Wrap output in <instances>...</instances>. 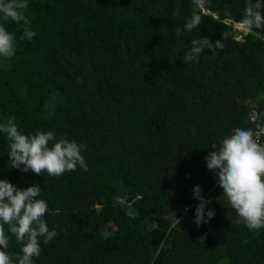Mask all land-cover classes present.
Wrapping results in <instances>:
<instances>
[{"label":"trees","instance_id":"16d2710c","mask_svg":"<svg viewBox=\"0 0 264 264\" xmlns=\"http://www.w3.org/2000/svg\"><path fill=\"white\" fill-rule=\"evenodd\" d=\"M27 2L33 38L0 16L16 37L15 55L0 57V123L84 145L87 164L59 177L23 173L0 133V180L38 184L58 233L40 239L33 264H264V228L236 223L205 164L213 144L237 127L256 130L264 111V27L234 28L247 0H207L206 12L192 0ZM193 13L202 23L185 31ZM199 37L223 49L185 63ZM197 185L215 212L200 226ZM4 229L16 260L20 245Z\"/></svg>","mask_w":264,"mask_h":264},{"label":"clouds","instance_id":"9594fccd","mask_svg":"<svg viewBox=\"0 0 264 264\" xmlns=\"http://www.w3.org/2000/svg\"><path fill=\"white\" fill-rule=\"evenodd\" d=\"M192 3L201 12L207 11V0H192ZM27 7V0H0V16L5 21L23 24L20 39L35 36L29 30L30 21L25 15ZM262 10V0H247L239 21L244 31L255 34L254 29L264 27ZM201 23L202 16L193 13L184 25V30L190 32ZM181 34V30L177 28L176 36L180 37ZM191 45L184 57L185 63L198 61L205 50L215 54L217 49L222 50L224 46L220 40L213 43L208 37H199ZM15 53V35L0 24V57L10 59ZM254 131L234 128L230 135L220 140L219 145L213 144L205 157L206 168L214 174L217 187L237 213L236 223L243 222L250 230L264 228V143L259 142ZM0 133L6 134L10 141L7 155L11 168L37 176L47 173L54 177L75 171L77 166L87 170L85 158L81 154L85 146L75 141H69L65 137L56 140L51 131L37 130L34 134L25 135L11 118L6 123H0ZM201 191L198 185L192 189L193 199L199 201L193 221L197 226L208 223L215 216L213 209L205 211L211 201L204 199ZM40 194L41 187L38 184L17 188L7 180H0V264H33V258H38L41 253L40 239L43 238V242L47 244L57 236V231H50L44 219L48 205L45 200L38 198ZM175 220L179 225L180 220L176 216ZM4 225L8 226L9 233L15 236L20 245V256L16 260L6 251L9 237ZM145 225L149 232L159 230V224L154 221L145 219ZM198 242L203 244L204 237H200Z\"/></svg>","mask_w":264,"mask_h":264},{"label":"built area","instance_id":"2783aa9c","mask_svg":"<svg viewBox=\"0 0 264 264\" xmlns=\"http://www.w3.org/2000/svg\"><path fill=\"white\" fill-rule=\"evenodd\" d=\"M257 136L259 142L264 139V111L261 113V122L258 128L253 132Z\"/></svg>","mask_w":264,"mask_h":264},{"label":"rangeland","instance_id":"374dc122","mask_svg":"<svg viewBox=\"0 0 264 264\" xmlns=\"http://www.w3.org/2000/svg\"><path fill=\"white\" fill-rule=\"evenodd\" d=\"M235 29H238V30H242V27L240 25H235L234 26ZM236 39H239V37H236ZM244 103V102H243ZM187 208H183L184 211H186Z\"/></svg>","mask_w":264,"mask_h":264}]
</instances>
